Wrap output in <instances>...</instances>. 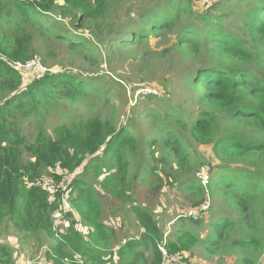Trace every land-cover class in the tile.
<instances>
[{"label": "trees", "instance_id": "obj_1", "mask_svg": "<svg viewBox=\"0 0 264 264\" xmlns=\"http://www.w3.org/2000/svg\"><path fill=\"white\" fill-rule=\"evenodd\" d=\"M194 2H154L128 17L124 25H116L112 15L123 8L120 1L0 0V228L10 224L31 238H54V216L63 209L61 200L57 195L56 201H50L34 184L43 174L59 182L81 167L68 185L75 195H68L86 231L76 230L67 209L68 232L51 246L54 264H65L63 258L72 251L82 254L83 264H162V248L167 253L186 251L193 241L191 233L178 232L175 241L169 239L160 248L161 227L149 205L136 202V195L155 197L170 184L173 161L159 148V139L147 138L139 129L135 132L131 121L116 123L113 88L103 87L97 81L100 75L82 76L66 70L42 73L13 66V61L23 62L38 54L32 45L36 37L50 44L53 36L65 39L71 49L81 47L88 42L77 34L82 29L106 47L138 44L149 30L176 28L184 34L178 37L180 47L190 48L192 54L178 63L184 67V76H192L190 96L203 110L189 116L183 107L164 103L160 110L149 109L150 117L158 118L161 131L173 137L176 146L172 150L178 159L192 158L185 143L211 145L217 160L209 166L212 187L247 199L264 195V0H235L228 4L234 10ZM235 9L243 10L236 13ZM53 14L56 18L51 23L39 19L51 20ZM238 14L239 20L224 24ZM67 17L77 33L59 25ZM35 25L38 30L32 33ZM208 38L210 53L205 48ZM178 49V45L172 46L164 53ZM187 59L192 66L186 64ZM197 86H205L203 94H198ZM79 105H86L93 114L83 120L76 115L84 109ZM56 109L71 113L48 132L44 117ZM30 119L38 122L31 138L23 129ZM221 124L230 131L221 132ZM111 199L129 204L133 222L143 231L123 237L109 250V238L118 237L125 219L111 211L110 215L120 217L118 227L112 230L104 225L103 207ZM200 220L187 219L193 224ZM232 222L223 218L212 228L221 230ZM240 241L247 242L245 238ZM0 264H15L13 249L5 243H0Z\"/></svg>", "mask_w": 264, "mask_h": 264}, {"label": "rangeland", "instance_id": "obj_2", "mask_svg": "<svg viewBox=\"0 0 264 264\" xmlns=\"http://www.w3.org/2000/svg\"><path fill=\"white\" fill-rule=\"evenodd\" d=\"M114 1H120V7L123 4L124 6L114 11L112 21L116 25H124L126 19L132 17L138 10L163 0ZM193 1L198 6L203 3H206V6H210L211 3L221 4L223 10H234L229 8L228 4L236 3L235 0ZM184 4H186V0H183L182 5ZM242 10L235 9L236 13ZM205 13L202 12V14ZM54 15L49 16L51 20L47 17H39V19L51 23L52 19L56 18ZM233 19L239 20V14L228 18L224 24ZM58 23L62 28L68 29L70 33H77L73 30L70 17ZM36 26L30 29L32 33L37 32ZM78 31L81 32L77 34L83 35L88 42L76 49H71L65 39L51 36L50 44H48L43 37H36L32 41V45L36 47L38 53L35 57L39 58L40 63L46 68L45 72L66 70L82 76L100 75L99 77L102 78L97 81L103 87L110 90L113 88L111 99L116 110V123L119 121L118 123L125 124L131 121V128L135 132L139 129L145 137L159 139V148L173 161V181L165 185L155 197L144 196L142 193L136 195V202L144 206L149 205V210L152 211L160 225L163 232V243L160 244V248L169 239L175 241L176 233L186 232L192 234L193 241L189 249L180 252L189 264H264V195L247 199L231 190L212 187L209 166L216 165L217 160L212 154L211 145L185 143L184 149H188L192 158L189 160L187 158L178 159L172 150L176 146L173 137L168 138L161 131L158 118L150 117L149 109L160 110L164 103L172 104L175 108L183 107L189 111V116L203 110L196 99L190 96L193 88L190 83L192 76H184V67L178 63V59L192 54L190 48L184 45L180 47L178 37L181 39L184 34L178 33L176 28L155 32L149 30L147 36L138 44L106 47L105 43H97L87 30ZM196 33L201 35L199 32ZM208 42L209 45H206L205 48L210 53L209 38ZM177 45L179 46L177 51L164 53V50H169L172 46ZM205 48L201 46V50ZM46 52L49 55L44 57L43 53ZM190 60L187 59L186 64L189 62L188 65L192 66L193 63ZM204 87L197 86L198 94H203ZM78 108H84L81 113L76 112V115L83 120L93 114L86 105H79ZM69 113L71 112L64 111L62 113L61 110H52L51 114L44 117L45 129L50 132L53 126L68 120ZM30 120L29 125L27 122L23 123V129L31 138L36 132L38 122L37 119ZM225 129L226 131H224ZM220 131L228 133L230 129L221 124ZM81 171V167H79L74 172L65 174L59 182H55L50 176L43 174L34 185L40 188L37 183L45 178L49 182L48 185L57 187L53 194L40 189L47 194L52 202L56 201L57 195H59L61 207L69 209L71 217L75 220L74 227L78 232L83 233V230L86 231V229L82 225L80 214L69 201V195L73 197L75 193L70 194L68 186L70 181ZM201 174L203 179V176L207 175V179L205 178L203 182L199 177ZM206 184L209 186L205 187ZM195 202H199V205L195 206ZM108 205L103 207L106 213L102 220L104 225H107L106 227L115 230L120 222V217L110 215L111 211H116V214L122 219L125 217L123 219L124 228L117 231L118 237H110L108 240L109 250H112L122 242L123 237L138 236L143 229L137 227L133 222L134 215L129 204L123 205L118 200L111 199ZM204 205L206 208H203ZM113 208L114 210H112ZM191 210L196 213L192 214ZM65 213L60 209L54 216L56 231L54 238L44 236L38 239L31 238L8 224V226L0 228V243L8 244L13 249L15 264H54L51 260V246L68 232L69 221L64 217ZM187 217L201 220L199 223L193 224L187 221ZM227 217L233 219L234 222L225 224L221 230L212 228L214 223ZM80 225L83 226L82 231L79 229ZM241 238H245L247 242L240 241ZM70 255L72 256L70 257ZM70 255L63 258L65 264H83L85 258L81 253L72 251Z\"/></svg>", "mask_w": 264, "mask_h": 264}, {"label": "built area", "instance_id": "obj_3", "mask_svg": "<svg viewBox=\"0 0 264 264\" xmlns=\"http://www.w3.org/2000/svg\"><path fill=\"white\" fill-rule=\"evenodd\" d=\"M13 66L16 69H26V70H31V69H37L40 72H45L46 68L40 63L39 58L37 57H32L30 59H27L25 61H15L12 63ZM201 182H203L205 180V178L207 179V175H204V179L202 178V174L199 175ZM48 180L45 178H42L41 181L39 183H37L40 188L46 192H48L49 194H53L57 187H53L54 185L50 186L48 185ZM30 185H33V183H30ZM36 185V184H35ZM203 208H206V206L204 205ZM65 210V207L63 208ZM190 212H193L192 214H195L196 211L191 210ZM178 255H174L172 257H170L168 260H166L165 264H176V262H178Z\"/></svg>", "mask_w": 264, "mask_h": 264}, {"label": "bare ground", "instance_id": "obj_4", "mask_svg": "<svg viewBox=\"0 0 264 264\" xmlns=\"http://www.w3.org/2000/svg\"><path fill=\"white\" fill-rule=\"evenodd\" d=\"M20 1L25 2V1H31V0H20ZM63 208H64V207H63ZM62 211H65V212H66V207H65V210L62 209ZM79 229H80V231L83 230L81 226H79ZM161 252L163 253L164 258H165L162 264H165L166 260H168L170 257H172V256H174V255H178L180 251H176V252H173V253H167V252L165 251V249H161ZM181 254H182V253L180 252V256L178 255L179 259H178V262H176V264H189L188 261H187L184 257H182ZM190 263H191V262H190ZM191 264H192V263H191Z\"/></svg>", "mask_w": 264, "mask_h": 264}]
</instances>
